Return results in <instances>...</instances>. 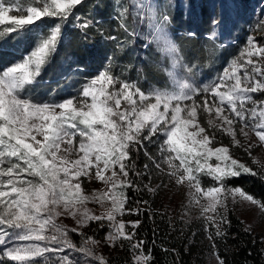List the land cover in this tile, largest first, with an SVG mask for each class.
Listing matches in <instances>:
<instances>
[{"label":"snow or ice","instance_id":"1","mask_svg":"<svg viewBox=\"0 0 264 264\" xmlns=\"http://www.w3.org/2000/svg\"><path fill=\"white\" fill-rule=\"evenodd\" d=\"M81 4L82 0H28V6L21 7L13 0H0V25L10 23L11 27L4 31L19 38L38 28L42 17L67 21ZM118 6L122 21L129 14L139 18L147 15L154 21L157 39L163 41L169 53L177 54L178 60L177 47L166 33L170 16L165 10L154 8L151 0H132L135 12L122 4ZM76 20L86 33L90 23H80L78 16ZM212 25L213 31L203 34L205 40H215L216 30L222 27L216 18ZM121 28L128 31L126 23ZM256 29L264 35V20ZM132 35L137 33L133 31ZM187 35L198 38L195 32ZM61 38V25L56 23L21 61L0 70V264H78L70 257L69 249L93 257L94 264H108L93 250L100 241L88 237L85 246L77 248L69 239L70 232L83 236L82 229L91 222L109 227L104 244L115 246L117 241L123 244L126 240L134 255L142 250L144 242L137 241L136 233L117 219L118 214L133 211L127 208V198L118 189L136 187L132 172L140 177L150 171L148 164L144 172L136 171L131 152L155 136L163 137L159 160L147 151L145 155L161 172L167 164L168 176L177 185L186 184L210 198L207 206L201 205L202 213L217 214L218 206L225 205L227 196H232L233 200L239 197L242 202H250L264 214V201L225 183L227 177H238L241 172L258 173L234 158L227 146H215L216 136L209 134L198 119L201 112H207L209 126L231 136L233 144L240 147L245 145L238 135L249 137V131L264 143V101L257 102L252 95L264 93V45H259L255 36L248 37V47L241 56L203 89L176 80L178 92L145 93L106 68L87 79L76 89V95L60 102H36L24 93L37 83ZM107 38L121 46L118 37ZM175 64L174 60V67ZM78 71L81 69H71V73ZM65 79L71 80V75ZM248 103L253 107H247ZM74 142L78 147L73 146ZM253 146L249 137L245 151ZM213 157L217 163L208 164ZM200 173L211 176L218 186L202 189ZM85 177L105 184L107 191L94 193L91 199L106 208V214L96 215L87 209L89 196L82 187ZM144 187L156 191L149 185ZM106 200H110V207ZM196 202L200 203L198 199ZM135 211L139 213V209ZM62 216L71 217L76 227L57 223ZM207 218L216 223L215 215ZM130 223L133 229L140 226L139 220ZM217 260L224 264L218 256ZM134 264H149V260L141 252L135 255Z\"/></svg>","mask_w":264,"mask_h":264},{"label":"trees","instance_id":"2","mask_svg":"<svg viewBox=\"0 0 264 264\" xmlns=\"http://www.w3.org/2000/svg\"><path fill=\"white\" fill-rule=\"evenodd\" d=\"M13 3L28 6V0H13ZM151 3L154 8L159 6L170 16L166 30L179 55L195 65L191 69L195 77L198 75L195 69L210 64L217 66V77L243 50L248 35L256 30V25L264 18V0H151ZM119 4L135 12L131 8L132 0H82V4L75 9V15L67 21L42 17L43 23H39L38 28L31 33L20 34L19 38L15 33L4 31L11 27L10 23L5 22L0 25V70L21 61L25 54L33 50L38 40L50 34L51 28L59 23L62 38L58 49L43 67L37 83L24 93L27 97L39 103L60 102L76 95V89L87 79L97 76L106 68L121 80L135 83L145 93L154 89L169 90V59L160 50V42L151 37L154 21L149 20L147 15L139 18L131 14L122 21L119 18ZM77 16L80 23H90L86 33L79 28ZM213 18L220 20L222 27L216 30L215 40H205L203 34L213 31ZM122 23L127 24L128 31L121 28ZM133 31L137 35H132ZM189 32L197 33L198 38H190L187 35ZM109 36L118 37L121 46L108 39ZM72 68L81 71L71 73ZM68 75H71V80L65 79ZM208 118L207 112H201L198 117L200 125L216 136L215 146H227L233 156L242 158L247 167L258 173L241 172L238 177H227V186L239 187L255 199L264 201V172L246 157L242 147L233 144L231 136L211 128ZM162 141V136H155L151 142L144 141L142 147L133 148L131 162L135 164L136 171L144 172L145 164L149 165L150 171L140 177L132 172L130 175L136 187L120 188L127 198V208L133 211L118 214L117 219L123 220L129 231L136 233L137 241L144 242L143 249L135 255L142 252L149 264H205V254L211 248L224 264H264V247L257 235L234 212L231 196H227L225 205L221 206L222 229L217 233L210 225L206 232L205 224L199 220L188 221L182 229V226L164 218L161 210L166 173L156 169L145 155L147 151L159 160ZM198 175L202 189L218 186L211 176ZM145 185L156 188V191H148ZM136 209H139L138 214ZM136 220L140 221V226L133 229L130 222ZM57 222L71 228L64 220ZM82 231L83 236L77 232L69 233V239L77 248L85 246L86 238L92 237L101 242L93 250L97 256H103L108 264H134L135 255L128 241L125 240L123 244L117 241L115 246L103 243L109 232L107 224L101 228L96 222H91ZM87 246L92 247L90 243ZM68 253L78 264L93 262V257L83 252Z\"/></svg>","mask_w":264,"mask_h":264},{"label":"rangeland","instance_id":"3","mask_svg":"<svg viewBox=\"0 0 264 264\" xmlns=\"http://www.w3.org/2000/svg\"><path fill=\"white\" fill-rule=\"evenodd\" d=\"M262 20H264V18H262ZM166 33H167L168 38L172 41V43L175 44L167 30H166ZM250 35L256 37V41L259 45H264V35H262L259 32V30L256 29L255 31L251 32L248 35V37ZM151 37L160 42V46H161L160 50L169 59V67H168L167 73L170 78V88L169 90L165 89V90H159V91L169 92V93L178 92L179 88L176 84V80L187 83L194 88L203 89V87L206 85L207 82H212V80H214V78L216 77L217 66L212 65V64L201 65L199 66L198 69L194 68L195 71L198 73V75L196 77L193 76L191 73V69L195 67V65L189 64L184 59L183 56L179 55V53H178V57H179L178 60H177V54L169 53L165 49L163 41L157 39V33L155 29L151 33ZM248 37L245 41L243 50L248 47V44H247ZM203 46H206V45H203ZM241 53L242 51L237 55V57L241 56ZM245 59H246V54H245ZM252 59L257 60L258 57H252ZM174 60L176 61L175 67H174ZM229 64L226 65L225 67H228ZM241 71L243 70L241 69ZM154 90H157V89H154ZM152 91L153 90H151L150 92ZM252 95H253V99L256 100L257 102L264 101V93L258 92ZM185 103L191 104V101H186ZM247 107L251 108L253 107V105L251 103H248ZM245 130L248 131L247 129ZM237 132L239 133V126H237ZM249 137L252 139L253 144H254V146L249 150L251 154H249V151H245V147H247ZM249 137H245L242 134L238 135V139L241 141L243 145H245V147H242L244 150V154L246 155V157L248 156L249 159L254 164H256V166L260 167V169L264 172V143H261L258 141V138L255 137L254 132L249 131ZM162 140H163V137H162ZM73 146L78 147V143L74 142ZM233 157L238 159L241 163L245 164L242 158H239L236 156H233ZM176 163L178 164L179 161H176ZM215 163H217V161L215 160L214 157L208 160V164L214 165ZM168 171H169L168 165L165 164L164 172L166 173L165 175L166 183L164 184V188H163V191H164L163 206L161 210L162 212L161 214L164 216V218L168 219L170 223L172 224L174 223V224H178L179 226H182L180 227L182 229L186 225L185 223H187L188 221L199 220L200 222L202 221L205 224L204 227H205L206 232H207V227L209 225L213 228V231H215L216 233L218 232V229L219 231H221L222 229L221 222L223 220V210L221 206H218L217 214H214L212 212H208L207 214L202 213L201 205L207 206L210 198H206L203 195H201V193H197L195 189L189 188L186 184L177 185L175 183V180L171 179L168 176ZM82 187L84 189V193L89 196V201L86 204L87 209H89L90 212L96 215L106 214V208L102 207L101 204L91 199L92 194L94 193L99 194L100 192L107 191L105 184L102 181L88 180L85 177L83 178ZM118 191H121V189L119 188ZM197 199L200 201L199 204H197L196 202ZM105 203L109 207L111 206L110 200H106ZM232 206H233L234 212L243 221L244 225L257 235V237L262 243V246L264 247V214H261L259 209L256 206L251 205L250 202L248 201L242 202L239 197H237L236 200H233ZM213 215H215V220H216L215 224L210 222L209 219L207 218ZM59 219L61 221L63 220L66 221L68 224H70L71 228L76 227L75 221L71 217L62 216V217H59L57 220ZM70 237L71 238L73 237L72 234H70ZM69 251L72 252L70 249L67 250V252ZM205 264H218L217 254L211 248L205 254Z\"/></svg>","mask_w":264,"mask_h":264}]
</instances>
